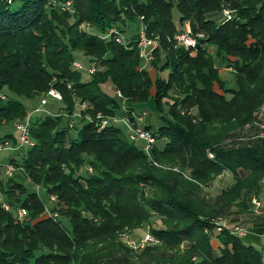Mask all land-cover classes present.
<instances>
[{
    "label": "trees",
    "instance_id": "obj_1",
    "mask_svg": "<svg viewBox=\"0 0 264 264\" xmlns=\"http://www.w3.org/2000/svg\"><path fill=\"white\" fill-rule=\"evenodd\" d=\"M149 103L146 152L121 119ZM263 105L264 0H0V264H264L231 231L259 215ZM25 122L32 146L5 132Z\"/></svg>",
    "mask_w": 264,
    "mask_h": 264
},
{
    "label": "built area",
    "instance_id": "obj_2",
    "mask_svg": "<svg viewBox=\"0 0 264 264\" xmlns=\"http://www.w3.org/2000/svg\"><path fill=\"white\" fill-rule=\"evenodd\" d=\"M225 15L230 18L231 16V12L229 10H225L224 11ZM111 33H114V31L111 29L110 30ZM189 27H187V31L186 33H189ZM179 40H182L186 45H194V40L191 39L187 34H183V35H179L178 36ZM116 40L119 42L120 38H116ZM138 48H139V53L140 56L144 59L145 63L149 62L152 58H153V50L156 47V42L154 40L149 39L146 34L145 31L143 29L140 30V35H139V39H138ZM74 65L78 68L81 69V64L78 62H74ZM89 72H93L94 68L91 67L88 69ZM49 94L53 97H56L58 99L61 98V95L59 92L55 91V90H51L49 92ZM120 95V93H118ZM45 103V100H42V104ZM261 115H262V122L258 123L259 128L263 129L264 128V105L261 108ZM146 116V112H141L140 114L135 115L136 117V121L130 122L127 119H121L124 124L126 125L127 129H128V136L130 138V140L133 141H137V140H144L146 142L145 146H144V150L146 152L149 151L150 147L152 146V144L155 142V138L154 136L144 128L143 126V121L144 118ZM106 123V121H102V125H104ZM17 128L19 130V140H20V146L21 145H28V146H32L33 145V141L30 138L29 132H28V122L25 123H18L17 124ZM5 147L0 145V151L3 150ZM14 171V167L12 165H6V174L7 175H11ZM252 203L254 205V208L257 209L260 207V201L254 197L252 198ZM3 206L8 209L9 206L5 203H3ZM27 215V212L25 209H20L18 212V218L19 219H23L25 216ZM227 224V221L225 219H219L217 222V231H221L225 225ZM232 233L238 237H243L247 234V229L243 228L239 225H233L232 227ZM154 242L153 237H151V235L146 234L141 241L137 244L134 245V242H130L129 244L135 248H137L138 246H144L145 244L148 243H152Z\"/></svg>",
    "mask_w": 264,
    "mask_h": 264
},
{
    "label": "rangeland",
    "instance_id": "obj_3",
    "mask_svg": "<svg viewBox=\"0 0 264 264\" xmlns=\"http://www.w3.org/2000/svg\"><path fill=\"white\" fill-rule=\"evenodd\" d=\"M65 5L67 7H69L70 4H69V2H66ZM174 11H175L176 16L178 17V13L176 12V10H174ZM134 29H135V25L132 27V29L129 28L127 32L123 33L124 34L123 38L128 37V35H133L134 32L136 33L137 30H134ZM83 63L85 66H88L90 64L86 59H84ZM144 63H145V61H144ZM222 70H223L222 72L224 74L223 76L228 77V75H227L229 73L228 70H226V69H222ZM151 73H153L152 70H151ZM24 102H26V101H24ZM146 108H147L146 112L148 113V115H146L147 121L151 122V123H155L154 120L156 121V115L153 112L152 104H150V103L147 104ZM7 131H11L17 136L19 134L18 130L12 126L6 127L5 132H7ZM10 152H11V149H7V148L3 149L0 153V160H2V161L6 160V157L9 156ZM232 181H233V178L230 175H228V173H226V172L223 173L221 176L218 177V179L216 180L215 186L211 189V191L209 193H211L212 195L217 194L222 188L227 187ZM254 212L256 213V211H254ZM247 216L248 215H240L238 218H234V220H232V222H234V224L233 223L232 224L233 225H239L243 228H245V227L248 228L250 225L249 223L253 220L248 218ZM148 230L149 229L147 227L142 228V229H137L131 233L123 234L122 238H123V240L127 241L128 243L134 242V245H137L141 241V239L146 234H148L147 233Z\"/></svg>",
    "mask_w": 264,
    "mask_h": 264
},
{
    "label": "crops",
    "instance_id": "obj_4",
    "mask_svg": "<svg viewBox=\"0 0 264 264\" xmlns=\"http://www.w3.org/2000/svg\"><path fill=\"white\" fill-rule=\"evenodd\" d=\"M257 199L260 201V208L257 209L259 215H255L256 213L251 212L250 219L253 217V221L249 224V227L246 228L248 231V240L247 243H250L253 247H255L262 256V261L264 263V179L260 183V187L258 190ZM257 216V219H255ZM213 247L216 248L218 246L217 241H212Z\"/></svg>",
    "mask_w": 264,
    "mask_h": 264
}]
</instances>
